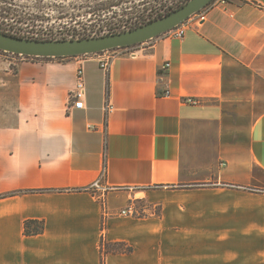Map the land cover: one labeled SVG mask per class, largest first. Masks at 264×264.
<instances>
[{"label":"crops","instance_id":"1","mask_svg":"<svg viewBox=\"0 0 264 264\" xmlns=\"http://www.w3.org/2000/svg\"><path fill=\"white\" fill-rule=\"evenodd\" d=\"M134 49L0 54V264H264V0Z\"/></svg>","mask_w":264,"mask_h":264},{"label":"rangeland","instance_id":"2","mask_svg":"<svg viewBox=\"0 0 264 264\" xmlns=\"http://www.w3.org/2000/svg\"><path fill=\"white\" fill-rule=\"evenodd\" d=\"M93 1V0H89ZM186 0H124L107 11L91 12L81 0H0L2 28L43 40H76L101 37L135 29L176 10ZM95 2L89 5L94 6ZM124 11L127 16H120ZM5 16V17H4ZM121 18V19H119ZM3 56H12L0 51ZM92 56V55H89ZM145 203L133 213L142 215Z\"/></svg>","mask_w":264,"mask_h":264},{"label":"water","instance_id":"3","mask_svg":"<svg viewBox=\"0 0 264 264\" xmlns=\"http://www.w3.org/2000/svg\"><path fill=\"white\" fill-rule=\"evenodd\" d=\"M212 0H189L170 14L135 29L76 40H36L0 32V51L29 58H74L134 47L156 39L186 21Z\"/></svg>","mask_w":264,"mask_h":264},{"label":"built area","instance_id":"4","mask_svg":"<svg viewBox=\"0 0 264 264\" xmlns=\"http://www.w3.org/2000/svg\"><path fill=\"white\" fill-rule=\"evenodd\" d=\"M245 2H249L250 0H243ZM228 0H212L206 7L201 9L199 12L193 14L190 16L186 21H184L182 24L178 25L177 27L169 30L162 36H166L168 38L172 39H182L186 33V31L189 28L192 27H199L202 23L206 21V17L208 12L216 7H221V8H226ZM149 42V41H148ZM146 42V43H148ZM143 43V44H146ZM134 47H126V48H119V49H114V50H109V51H104L98 54H93L95 56L97 62L99 63V66L101 70L104 72H107L109 69V66L111 64V61L117 57V56H134L135 54V48ZM12 55V54H10ZM15 56L21 60H26L30 59L29 57H23V56H17V55H12ZM89 57V55H85ZM33 59V58H32ZM169 67V64H165L162 67V70L165 71ZM84 96H85V90H84V81H83V74L81 69L77 73V83L75 90L71 93L70 99L73 101V104L69 105L68 109H84ZM188 103H196L195 100H187ZM109 106L107 105L105 107V110ZM102 179H103V174L93 183L91 186L87 189L91 192H100V201L103 203V194L105 192V189L102 186ZM133 214V209L132 207H127L125 209L120 210L119 216H130Z\"/></svg>","mask_w":264,"mask_h":264},{"label":"trees","instance_id":"5","mask_svg":"<svg viewBox=\"0 0 264 264\" xmlns=\"http://www.w3.org/2000/svg\"><path fill=\"white\" fill-rule=\"evenodd\" d=\"M81 1H83L85 3V7L89 8L91 10V12L93 13L95 11H97V12L107 11L111 7L117 5V4L114 5L115 2L123 3L124 0H93V1L81 0ZM188 1L189 0H186L185 3H183V5L186 4ZM90 2H95V4H93L94 6L89 5ZM180 7L181 6H178V8H180ZM173 11H175V10H173ZM173 11H169V12L163 14L162 16H159L158 19L170 14ZM127 15L128 14H126L124 11H122L120 16H127ZM2 18H3V15L0 13V19H2ZM119 19H121V18H119ZM154 20H157V19H154ZM150 22H152V21L151 20L148 21V23H150ZM1 25H2V22H0V32L1 33L12 35V36L19 37V38L43 40L42 38H38V37L31 38V37L21 35L18 32H14V31H12V28H13L12 26H9V29H8V28H2ZM142 25H145V24L142 23L141 26ZM115 33L116 32H113L112 34H115ZM78 39H83V38H78ZM33 59H37V58H33ZM43 229H44V224L42 221L29 220V221L24 223V233L26 235L41 234L43 232ZM131 251H132V249L130 247L124 245V244H114L112 246L108 245V246H104V248L102 247V244H101V253L102 254H106V253H110V252L129 254V253H131ZM101 264H104L102 256H101Z\"/></svg>","mask_w":264,"mask_h":264}]
</instances>
